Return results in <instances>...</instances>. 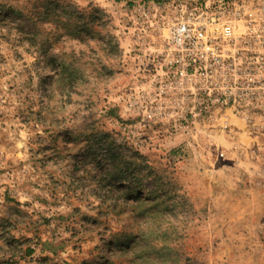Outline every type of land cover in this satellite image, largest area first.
<instances>
[{"label": "rangeland", "instance_id": "rangeland-1", "mask_svg": "<svg viewBox=\"0 0 264 264\" xmlns=\"http://www.w3.org/2000/svg\"><path fill=\"white\" fill-rule=\"evenodd\" d=\"M171 13L0 0V264H198L184 150L166 147L191 119L166 120V75L146 57Z\"/></svg>", "mask_w": 264, "mask_h": 264}, {"label": "built area", "instance_id": "built-area-1", "mask_svg": "<svg viewBox=\"0 0 264 264\" xmlns=\"http://www.w3.org/2000/svg\"><path fill=\"white\" fill-rule=\"evenodd\" d=\"M194 2L166 0L163 52L146 56L166 75V117L264 116V0Z\"/></svg>", "mask_w": 264, "mask_h": 264}, {"label": "crops", "instance_id": "crops-1", "mask_svg": "<svg viewBox=\"0 0 264 264\" xmlns=\"http://www.w3.org/2000/svg\"><path fill=\"white\" fill-rule=\"evenodd\" d=\"M175 145L195 203L196 263L264 264V116L233 117L227 127L192 118L166 132V147Z\"/></svg>", "mask_w": 264, "mask_h": 264}, {"label": "trees", "instance_id": "trees-1", "mask_svg": "<svg viewBox=\"0 0 264 264\" xmlns=\"http://www.w3.org/2000/svg\"><path fill=\"white\" fill-rule=\"evenodd\" d=\"M147 1L163 2V1H165V0H147ZM197 1H199V2H203V1H205V0H197ZM179 149H180V147H179ZM33 253H34V248H32V247H26V248H25V253H24V254H25L26 256L30 257Z\"/></svg>", "mask_w": 264, "mask_h": 264}]
</instances>
